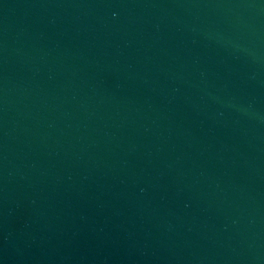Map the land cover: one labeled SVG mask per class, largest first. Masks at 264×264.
Returning <instances> with one entry per match:
<instances>
[{
    "label": "water",
    "instance_id": "water-1",
    "mask_svg": "<svg viewBox=\"0 0 264 264\" xmlns=\"http://www.w3.org/2000/svg\"><path fill=\"white\" fill-rule=\"evenodd\" d=\"M0 264H264V0H0Z\"/></svg>",
    "mask_w": 264,
    "mask_h": 264
}]
</instances>
